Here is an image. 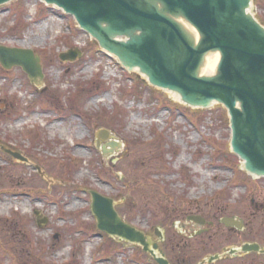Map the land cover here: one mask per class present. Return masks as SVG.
Returning <instances> with one entry per match:
<instances>
[{"label": "rangeland", "instance_id": "rangeland-1", "mask_svg": "<svg viewBox=\"0 0 264 264\" xmlns=\"http://www.w3.org/2000/svg\"><path fill=\"white\" fill-rule=\"evenodd\" d=\"M40 5L0 8V46L33 51L43 73L36 87L20 68L0 65V144L31 163L0 151V264H153L96 231L90 191L113 200L125 223L153 239L158 231L169 264H196L252 240L264 247V181H250L229 153L226 111L185 108L201 120L193 126L177 101L125 72L71 17ZM253 15L264 27V0H254ZM75 49L80 59L59 60ZM102 130L119 150L97 147ZM230 217L244 221L242 231L219 224Z\"/></svg>", "mask_w": 264, "mask_h": 264}, {"label": "water", "instance_id": "water-1", "mask_svg": "<svg viewBox=\"0 0 264 264\" xmlns=\"http://www.w3.org/2000/svg\"><path fill=\"white\" fill-rule=\"evenodd\" d=\"M16 0H0V7ZM74 19L101 51L115 57L128 72L155 89L168 93L185 108L207 110L221 106L227 113L230 153L241 170L264 178V27L253 15V0H38ZM218 56L211 73H203L206 59ZM81 52L60 55L73 61ZM39 59L29 50L0 46V65L20 67L32 84L42 79ZM103 154L120 149L109 131L96 134ZM0 151L24 165L30 162L0 144ZM39 171V170H38ZM40 174V173H39ZM42 175V174H40ZM96 229L118 242L138 247L155 264H169L157 239L125 223L113 200L89 192ZM38 227L47 223L34 213ZM187 221L205 225L199 216ZM226 228L241 231L243 222L222 218ZM201 233V232H199ZM237 253L264 254V247L245 243ZM221 259L213 255L197 264Z\"/></svg>", "mask_w": 264, "mask_h": 264}, {"label": "bare ground", "instance_id": "bare-ground-1", "mask_svg": "<svg viewBox=\"0 0 264 264\" xmlns=\"http://www.w3.org/2000/svg\"><path fill=\"white\" fill-rule=\"evenodd\" d=\"M217 58L218 56H209L207 59H206V64H205V67L203 69V73H211L214 71V67L217 63Z\"/></svg>", "mask_w": 264, "mask_h": 264}, {"label": "trees", "instance_id": "trees-1", "mask_svg": "<svg viewBox=\"0 0 264 264\" xmlns=\"http://www.w3.org/2000/svg\"><path fill=\"white\" fill-rule=\"evenodd\" d=\"M197 121H198V120H197ZM197 121H196V122H197ZM200 121H201V120H199L198 123H200ZM115 123H116V122H115ZM118 127L120 128V125H118ZM166 241H167V240H166ZM247 241H250V240H247ZM252 241H257V240H252ZM8 251L10 252L9 249H8ZM10 253H11V252H10ZM215 253H216V252H215ZM207 254H212V253H206L205 255H207ZM11 255H12V254H11ZM12 256H13V255H12ZM235 262H237V261H235Z\"/></svg>", "mask_w": 264, "mask_h": 264}]
</instances>
